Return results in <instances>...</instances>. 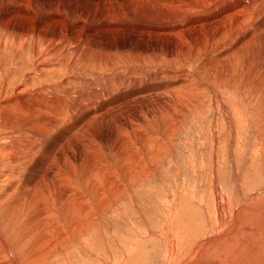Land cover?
<instances>
[{"label": "rangeland", "instance_id": "rangeland-1", "mask_svg": "<svg viewBox=\"0 0 264 264\" xmlns=\"http://www.w3.org/2000/svg\"><path fill=\"white\" fill-rule=\"evenodd\" d=\"M123 1L0 0V94L6 81V71L15 69L11 74L14 77L19 72L6 92L11 94L23 71L34 68L32 51L42 45V40H48V44L57 42L55 51L66 50L74 41L88 46L91 54L98 50L99 55L111 60L108 68L111 72L85 68L92 72L90 77L96 73V77L111 75L119 81L116 86L125 87L126 91L180 80L178 88L173 90L169 87L157 93L168 95L166 106L149 111L140 119L134 160V154L126 152L130 158L125 153L123 156L129 159L125 157V162H122L111 148L116 137L113 123L101 125L103 128L100 126L102 132L97 131L100 149L114 171L109 178L119 182L110 187L107 183H101L102 186L93 183L92 187L83 182L79 189L87 197L90 213L83 218L78 213V219L65 217L53 197L49 199V205L54 206L60 224L33 232L27 222L39 206L35 201L32 203L31 191L34 186L49 188L51 183L41 180L45 172L43 165L36 168V172L26 166L28 168L25 167L22 175L14 180L19 181L29 175L28 198L33 199L30 201L32 208L23 210L19 204L9 214L8 204L14 202L16 195L3 200L6 204H0V234L17 256L18 264H108L120 256H123L122 264H189L190 261L186 260L192 259L190 256L196 245L219 230L226 232L234 242H225L214 250H204L203 253L208 255L205 254L202 260L199 258L200 263L216 260L221 264H238L241 261L247 264L255 257L259 259L255 260L256 264H264L260 259L264 258V35L243 54L226 61L223 64L225 70L218 71L216 63L208 64L214 60L204 51L208 46V29L200 28L203 31L199 33L193 30L192 38L187 35L183 36L184 39L179 37L188 31L184 30L186 0H129V6L127 1ZM199 1L206 7L211 2ZM217 1L216 6L221 13L232 7H241L236 1ZM153 7L161 10L156 12ZM179 25L181 32L172 34L171 27ZM223 41L221 39L219 44ZM208 65L213 66L211 70ZM67 68L70 70L68 62L62 70ZM52 79L49 81L48 78L46 82L52 84L57 81L55 77ZM90 84H94L96 90L103 84L115 86L112 81ZM145 99L139 100V104ZM127 160L129 166L121 169V164L128 163ZM79 170L76 165L75 177L82 174ZM70 174L68 181L72 179L73 171ZM68 181L62 182L68 185ZM76 181L78 177L72 179V182ZM63 183L50 195L67 186ZM219 203L226 204L225 208L228 206L225 210L230 212L227 213L229 217L238 210L247 212L246 223L239 220L236 229L231 218L228 220L232 224L227 219L223 225L217 223L216 218L222 211ZM247 205H254L257 209L248 213ZM244 223L249 224V229L242 227ZM56 230L60 233L56 234ZM163 230H167L166 233ZM241 237L244 238L242 241ZM166 239L171 242L168 244ZM168 247L170 254L166 257ZM239 252L240 257L236 255ZM3 260L4 254L0 249V263Z\"/></svg>", "mask_w": 264, "mask_h": 264}, {"label": "bare ground", "instance_id": "bare-ground-1", "mask_svg": "<svg viewBox=\"0 0 264 264\" xmlns=\"http://www.w3.org/2000/svg\"><path fill=\"white\" fill-rule=\"evenodd\" d=\"M125 1H127L128 4L129 0H124L123 2ZM224 1L226 3H229L231 1H236L237 2L236 4L241 5V7L238 9L232 7L230 9H227L224 13H221V11H219L216 6L218 3L217 0H211L208 7L200 3L199 0H186V14H185L186 29L184 30H188V31L184 32L181 36H179L180 38H182L183 36L187 35L189 38H192L191 32L193 30L198 31L199 33L203 31L200 28L208 29L206 33V39H208V46L204 51L207 57L209 58L211 57L214 60L208 64L213 65L216 63L215 66L217 67L215 66L214 67L218 68V71L225 70L223 68V64L226 61H230L233 59V57L243 54L246 50H248L251 47V45L255 43V41H257V39L260 36L264 35V0H224ZM154 4L156 5L157 3L155 2ZM155 8L157 7L155 6ZM141 9L142 8H140L139 10ZM158 11L156 10V12ZM204 11H206V13L201 14V12ZM169 17H171V13L168 16V18ZM177 17H179V15ZM185 18L183 17L182 19L183 22ZM175 19L173 20L174 22ZM170 22L173 23L171 21V18H170ZM179 22L182 21L179 20ZM108 25L109 22L106 24V26ZM181 30H180V25L173 26L171 27L170 32L172 34L179 33L181 32ZM170 36L172 35L170 34ZM176 36L177 35H175L174 37ZM221 39H224V41L221 42V44H219ZM42 41L43 42L42 45H40V47L34 46L36 42L33 44L35 49L32 46L34 49L32 51V54H34V56L32 57L35 60L34 68L26 72H24L22 68L18 69L20 71H23L22 77L20 78L19 83L16 86H14V90L12 91L11 94H7L6 92L10 86V83L14 82L17 79V75L19 74V72L16 75V77H14L11 74L15 69L6 71V77H5L6 81L2 86L3 87L2 93L0 94V204L1 203L6 204V202L3 200H7L10 196L16 195L14 202L8 204V212L9 214H11L12 209H14V206L19 204L23 206L22 207L23 210L31 209L32 204L30 201L34 199L32 203L35 201V205L37 203L39 208L37 207V211H35L32 217L30 215L31 219H29L30 221L27 222L29 225L31 224L32 229L31 227L30 229L33 232L36 231V229L38 228L40 229L43 227L47 228L48 225L55 227V225L60 224L58 222V218L54 213V208H53L54 206L51 207L49 205V199L53 197H55L54 199L60 205L61 211L63 215H65V217L70 216V218L75 217L74 219H78L80 215L83 218L85 214L91 212L90 209L91 207L89 208V205L88 206L86 205L87 197L79 189V187H81L83 182L84 184H90L89 186L92 187H93V183H95V185L97 183H100L101 186H102L101 183L104 184L107 183L108 186L110 187L111 185H114L119 182L117 179L109 178L114 171L111 170L112 169L110 166L111 164L110 162L109 163L107 162L106 159L107 157L105 156V153L100 149V145H99L100 139L97 134L98 133L97 131L99 130V132H102V129L100 130V128L103 125H109V123L112 122L114 129L116 131V137L114 139V142L111 143V148L113 147L114 149L113 151H115V153L117 154V158H119L122 162H125V159L128 158L126 156H125L126 158L123 156L125 155L126 152H132L134 154V158L132 160H134L137 149L136 136L140 127V119L142 117H146L149 111H152L159 107L166 106L167 101H169L167 97L168 95H165L163 93H162L163 95L157 93L159 91H164L165 88H169V87H171L173 90L178 88L179 84L177 85V83L180 81V80L178 81L170 80L166 83L164 82L160 83V85L158 86L152 87L151 85H145L142 88L141 87L137 88L136 90L132 89L131 91H126L125 87L116 86L117 82L119 81L113 79L111 75L109 77L107 75L102 74L99 75L101 77L99 76L96 77L95 76L97 74L96 73L93 77H90L92 76L91 74L92 72L89 73L88 71H86L85 68L87 69L90 68L89 71H93L91 70V68L93 69L95 68L97 71L98 70L110 71V69L108 68L110 67V63L112 64L111 60L107 56L106 57L108 58V60L103 56H101L102 54L99 55L97 53L98 50L94 52L95 54L93 52H92L93 54H91V52H89V49L87 48L88 46L85 47L82 46L81 44L80 45L75 44L78 41H74V44L69 45L66 50L63 51L59 49L58 51H55L56 49L54 47L57 46V42L56 43L49 42L48 44V40H42ZM167 44L169 45L171 44V42H168ZM30 60L31 59H29V61ZM67 62L69 64L70 70L68 68H67L68 70H62L64 64H67ZM219 73L222 74L221 72ZM52 74L54 76H51ZM8 75H10V78H8ZM47 77L49 78V81L53 80L52 78L54 77L55 80L57 81H54L52 84H50L46 82L48 81ZM83 77L85 78L90 77V78L85 80L82 79ZM94 81L95 82L112 81L116 87L115 86L110 87L109 85H105L107 84L105 83L102 85V87H98V89L96 90L95 88L96 86L93 87L94 84L92 85L90 84V82L95 83ZM125 83H127V81H125ZM183 86L185 87V85ZM187 87H188V83H186V88ZM172 92L173 91H171V93ZM143 99H145L144 102L139 104L140 102L139 100H143ZM115 131H113V133H115ZM42 148H44L43 151ZM127 156L129 155L127 154ZM128 161L129 160H127V162ZM129 164H130L129 162L125 164H121V169H127ZM42 165L44 166L45 172L41 176L42 177L41 180L46 181V183L47 181L50 182L51 187L38 188V186H34V189L33 191H31L32 193L30 195L32 196L33 199H29L28 198L29 196L28 194L30 191V189L28 188L29 175L25 179L22 178L19 181L14 180V178L18 179V176L22 175V171L26 166H30L32 172H34L36 168L39 169L42 168L43 167ZM76 165H78V169L80 168L82 174L75 177ZM27 168L28 167H26V169ZM72 171H73L72 179L78 177V182L76 181V183L72 182V179L68 181L70 178L69 175H71L70 173ZM62 181L63 182L68 181L69 184L68 185L64 184ZM60 183H63L65 186L66 185L67 186L66 187L61 186L64 187L63 189L61 188V191L58 189V192L57 193L55 192L56 193L55 195L54 194L50 195V192L52 190L57 191V188L59 187ZM58 193H60V195H57ZM43 200L44 202L45 200L48 202L47 205L45 204L46 202L45 203L43 202ZM225 205H221L220 206L221 209L218 207L222 211H220L221 213L216 218L217 223L219 222V224L223 225L226 219L228 220L229 218H231L232 219L231 222L233 221L232 222L233 224L229 220L228 221L230 222V224L233 225V228L236 229L237 227L236 223H238L239 220L245 222L247 217V212L241 213L240 210L237 209L238 211L236 210L237 212L233 214L232 211L234 210L232 208L231 214L233 215H231L232 217H229L227 213L230 212L225 210L228 207L227 206L225 208L224 207ZM246 209L250 210L248 211V213L250 212L254 213L257 208L254 207L253 205L246 207ZM78 213L81 214L79 215ZM245 223L244 225H242V227L244 229L246 228L249 229L248 228L249 224L246 225ZM78 225L80 226L81 223L78 222ZM55 229L53 230L55 231ZM57 230H56V234L60 233ZM164 231L166 233L167 230H163V232ZM251 233H253V231ZM41 234L45 235V233H41ZM43 235L41 237H43ZM44 238L46 237L44 236ZM242 239L244 238L241 237V241ZM233 240L234 239H232V237L230 238L226 232L222 233V231L217 230V232H213L207 239H205L203 243H201L198 246L196 245L194 253H192L193 255L190 256L191 253L189 254L190 258L192 257V259L186 260V262L190 261L189 264H205L207 262L206 260H205L206 262L203 261L204 263L203 262L200 263L201 262L200 259L201 258L204 259V257L206 256L205 254H207V253H203L204 250L206 249L210 250L212 248L214 250L215 248H219L221 244L225 242L226 244H230L234 242ZM246 240H247L246 244H248L249 241L248 239ZM246 240H244V242ZM168 241L170 240H167V243L169 244ZM51 242H53V240H51ZM242 244L244 245V243ZM205 246L207 247L204 248ZM246 246L244 247L247 248L248 250V247ZM257 247L258 246H256L255 248ZM0 249L4 254V260L0 264H18L17 256L13 252L6 238L3 237L1 234H0ZM171 249L173 248L171 247ZM169 254L170 253L168 247L166 251V257H168ZM237 254H239L238 257H240L241 253L239 252L236 253V255ZM120 257L121 258H119L115 262L112 263L107 262V263L122 264L123 256ZM260 259L261 261L264 260L263 257H261ZM108 260H110V258H108ZM108 260L105 259V261ZM255 260H259V259H255L254 257L253 260H251L252 263L251 262L247 263V261L245 262L247 264H256ZM241 262L242 263H238V264H245L243 263V261ZM103 263L105 262L103 261ZM214 263L221 264V263H217L216 260L213 262H209L207 264H214ZM182 264H184V262ZM261 264H263V262Z\"/></svg>", "mask_w": 264, "mask_h": 264}]
</instances>
